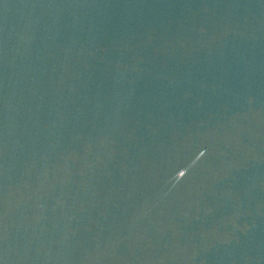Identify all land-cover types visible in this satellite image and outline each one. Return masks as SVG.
I'll return each instance as SVG.
<instances>
[{
  "label": "water",
  "instance_id": "water-1",
  "mask_svg": "<svg viewBox=\"0 0 264 264\" xmlns=\"http://www.w3.org/2000/svg\"><path fill=\"white\" fill-rule=\"evenodd\" d=\"M0 264H264V0H0Z\"/></svg>",
  "mask_w": 264,
  "mask_h": 264
}]
</instances>
